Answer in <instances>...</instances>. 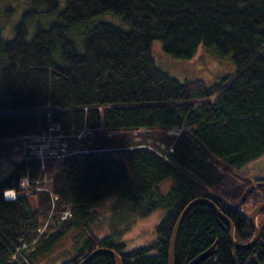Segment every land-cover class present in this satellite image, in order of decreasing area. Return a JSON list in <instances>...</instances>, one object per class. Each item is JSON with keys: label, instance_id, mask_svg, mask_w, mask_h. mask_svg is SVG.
<instances>
[{"label": "trees", "instance_id": "16d2710c", "mask_svg": "<svg viewBox=\"0 0 264 264\" xmlns=\"http://www.w3.org/2000/svg\"><path fill=\"white\" fill-rule=\"evenodd\" d=\"M1 1L0 19H13L11 6L22 0ZM26 1L10 34L0 26V158L14 163L0 179V264H80L100 248L114 250L123 264H169L174 227L196 199L218 206L239 244L252 241L238 202L261 184L251 197L262 203L264 178L239 176L228 187L218 166L238 170L264 154V0ZM156 41L182 60L201 46L212 49L231 56L236 70L211 86L180 82L157 66ZM56 126L61 142L70 143L58 162L51 154L43 161L25 140ZM176 128L180 134L167 136ZM141 130L166 139L163 154L130 142ZM97 131L105 137L82 138ZM43 162L52 173L49 191ZM8 190L16 200L4 198ZM109 202L111 210L122 206L123 220L163 210L157 239L127 251L114 237L97 236L99 209ZM258 226L259 242L236 249L228 225L197 205L180 229L174 264H190L213 246L215 254L200 264H235V255L238 264H264V221ZM67 239L74 253L63 258L57 250ZM89 264L116 260L100 255Z\"/></svg>", "mask_w": 264, "mask_h": 264}, {"label": "rangeland", "instance_id": "374dc122", "mask_svg": "<svg viewBox=\"0 0 264 264\" xmlns=\"http://www.w3.org/2000/svg\"><path fill=\"white\" fill-rule=\"evenodd\" d=\"M26 0H22L15 4H12L11 7L14 8L15 14L13 19H0V26L4 27L5 34H10L12 26L15 24L14 18L20 16L23 12V7L26 4ZM0 5L3 7L5 5L4 2L0 0ZM16 19V20H17ZM105 21L112 22L116 24L112 20ZM100 21H104L100 19ZM117 25V24H116ZM153 56L155 58L157 66L164 72H166L170 77L180 81V82H187V81H202L205 84L211 86L218 83L224 77H228L233 74L236 70V66L232 61L231 56H220L218 53H215L214 50L205 48L201 46L197 52L195 53L194 57L188 60L182 59H175L173 57L168 56L164 50L163 45L161 42L156 41L152 47ZM180 129H174L167 133V136H175L180 134ZM48 134V135H47ZM98 134V136H97ZM132 139L137 144L143 143L147 146H153L157 152L163 154V149L166 146V139L158 140V136L151 133L149 130H141L140 132H133L131 133ZM105 137V132L97 131L92 134L85 133L83 134L82 138L87 139L88 141L94 142L97 137ZM166 134L159 132V137H165ZM109 137H114L109 135ZM27 142L28 150L36 156H39L45 161L47 159L46 155L51 154L54 157L56 156L55 160L58 162L59 150H64L67 144H69V139L61 142V137L59 134L55 133H45L42 135L37 136H28V139L25 140ZM67 143V144H66ZM122 147V146H121ZM2 150V149H1ZM0 150V151H1ZM49 160V159H48ZM52 161L54 159H51ZM14 163L10 160L4 159L1 160L0 158V179H3L9 175V173L13 170ZM218 168L221 172H225L227 176L226 184L228 187H232L233 184H239L240 179L239 176L248 177L251 180H256L260 178H264V154L248 163L244 167L236 170V169H226L225 165H220ZM225 169V170H224ZM48 165L43 162V180H42V188L49 191L50 186L52 184V173L48 171ZM56 168L53 166L52 171H55ZM51 171V172H52ZM25 181L24 188H30L31 186ZM171 179L165 182L161 186V191L163 193H167L171 186ZM11 194L10 198H13V193ZM50 194V193H49ZM257 195V194H256ZM51 197V195H50ZM257 197V196H256ZM251 197L249 205L254 206L255 202L257 201L255 198ZM53 198L51 197V201ZM113 203L109 202L105 204L103 207L99 209V216L100 220L103 222L99 223L97 227H95V232L99 237H106L111 236L117 242L125 243L126 250L130 251L137 247H142L151 244L153 241L157 239L156 235V227L163 219L165 212L163 210H158L145 218H140L137 216L130 217L129 219L123 220L121 218V212H123L122 206L117 205L111 210V205ZM51 214H49L47 220L51 218ZM66 218H69V213L65 214ZM261 221H264L263 217H260ZM56 223V221L54 220ZM46 224V223H45ZM45 228V227H44ZM72 243L70 239L63 241L60 247L57 250V254L60 257H69L71 253H74L71 249ZM74 250V249H73ZM70 251V254H69ZM46 264H54L52 260Z\"/></svg>", "mask_w": 264, "mask_h": 264}, {"label": "water", "instance_id": "95a60500", "mask_svg": "<svg viewBox=\"0 0 264 264\" xmlns=\"http://www.w3.org/2000/svg\"><path fill=\"white\" fill-rule=\"evenodd\" d=\"M259 185H261V184H259ZM258 186L253 185L245 191V193L243 194V196L241 197V199L238 202V207H241L242 205L245 204L248 197L252 194V192ZM197 205H205V206L209 207L210 209H212V211H214L218 215V217L220 218L222 223L228 225L229 230H230V241L236 249L248 250V249L252 248L253 246H255L259 242V240L261 238V230L257 224V220H258L259 215L264 211V202H262L257 207H255L254 210L250 214V218H249L250 223H251V225L254 229V232H255L253 240L248 244H239L235 239V228H234L233 223L221 212V210L218 208V206L209 199H196V200L192 201L184 209V211L180 215V217H179V219H178V221L174 227V230H173V233L171 236V240H170V244H169V247H170L169 255H168L169 264H174L175 249H176V244H177V240H178V236H179V232H180V229L182 227V224H183L185 218L190 213V211ZM215 251H216V246H213L211 249H209L205 253H203V254L199 255L197 258H195L190 264L202 263L203 261H205V260L209 259L211 256H213L215 254ZM100 255L111 256L116 260V264H123L122 258L119 254H117L114 250L106 249V248H100V249L95 250L90 255H88L80 264H89L94 258H96ZM235 264H238V260H237L236 255H235Z\"/></svg>", "mask_w": 264, "mask_h": 264}, {"label": "built area", "instance_id": "2783aa9c", "mask_svg": "<svg viewBox=\"0 0 264 264\" xmlns=\"http://www.w3.org/2000/svg\"><path fill=\"white\" fill-rule=\"evenodd\" d=\"M58 130H59V128H58V127H57V128L55 127V128H52L50 131H51V133H52V132H55V131H58ZM7 194H8V193H7ZM7 194H6V195H7ZM66 215H67V213H66ZM65 217H66V216H65ZM15 258H16V257H15Z\"/></svg>", "mask_w": 264, "mask_h": 264}, {"label": "flooded vegetation", "instance_id": "af4514ba", "mask_svg": "<svg viewBox=\"0 0 264 264\" xmlns=\"http://www.w3.org/2000/svg\"><path fill=\"white\" fill-rule=\"evenodd\" d=\"M263 187H264V186H263ZM254 191H258V187H257ZM261 233H262V232H261ZM250 242H251V241H250ZM250 242H249V243H250ZM247 244H248V243H247Z\"/></svg>", "mask_w": 264, "mask_h": 264}, {"label": "bare ground", "instance_id": "6f19581e", "mask_svg": "<svg viewBox=\"0 0 264 264\" xmlns=\"http://www.w3.org/2000/svg\"><path fill=\"white\" fill-rule=\"evenodd\" d=\"M10 196H11V194H8V198H10ZM13 196H14V194H13ZM10 199H12V198H10Z\"/></svg>", "mask_w": 264, "mask_h": 264}]
</instances>
